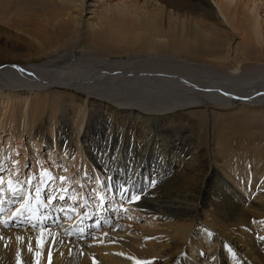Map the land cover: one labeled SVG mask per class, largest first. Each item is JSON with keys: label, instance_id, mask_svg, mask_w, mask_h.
<instances>
[{"label": "bare ground", "instance_id": "1", "mask_svg": "<svg viewBox=\"0 0 264 264\" xmlns=\"http://www.w3.org/2000/svg\"><path fill=\"white\" fill-rule=\"evenodd\" d=\"M139 1L86 17L83 0H0V205L14 202L0 215V264H264V23L248 13L255 0H213L241 38L233 55L203 0ZM28 203L53 218L13 224ZM67 205L98 230L83 221L80 239L64 221L54 225L55 208Z\"/></svg>", "mask_w": 264, "mask_h": 264}, {"label": "rangeland", "instance_id": "2", "mask_svg": "<svg viewBox=\"0 0 264 264\" xmlns=\"http://www.w3.org/2000/svg\"><path fill=\"white\" fill-rule=\"evenodd\" d=\"M73 2L74 1H76V0H72ZM139 0H83V2H84V8H86L87 9V11H83V13H82V15H84V14H87V16L86 17H91V13H90V11H95V14L96 15H101V14H106V11L107 12H115V10L116 11H118L119 9H120V11H126V9H128V10H130L132 7L131 6H133V5H135V4H137L138 5V3L141 5L142 4V2L141 1H139ZM149 2H151L152 3V1L151 0H148ZM228 1H230L232 4H234V0H228ZM206 4L207 6H209V7H211L215 12H216V18L217 19H215V20H213L214 22H213V25L212 26H214L212 29H216L217 30V33H218V35H220V36H222L224 39H226L227 40V42L229 43V44H227V45H225V46H222V48L223 49H225V50H227V51H229V54L230 55H233L232 53V49H234V46H239L240 45V41H241V38L239 37V36H237L233 31H232V29L225 23V20L223 19V17L220 15V13H219V9H218V6L215 4V2L213 1V0H203V4ZM244 3V2H243ZM257 5L258 7H257V9L254 7V5ZM255 4H253V6L250 8V10H249V14H251L253 17H254V20H256V21H260L261 20V22H263L264 23V0H255ZM28 6L30 5V7H35L36 8V5L34 4V3H32V4H30V3H28L27 4ZM125 5V6H124ZM143 5V4H142ZM242 7H243V5H242ZM203 8H206L207 9V7L206 6H204ZM49 8H44V10L43 11H46V10H48ZM112 9V10H111ZM39 11H40V9H39ZM132 11V10H131ZM41 12V11H40ZM134 13V12H133ZM198 16V15H197ZM85 17V18H86ZM96 17V16H95ZM198 17H200L199 19L197 18V20H202V21H200V22H202L203 23V21H204V23H207V22H205V18H204V20L201 18V16H198ZM93 19H94V16H93ZM89 20H92V19H89ZM18 22V21H17ZM16 22V23H17ZM19 24V23H18ZM223 24V25H222ZM211 25V24H210ZM19 26V25H18ZM219 27V28H218ZM18 28V29H17ZM17 28H15L14 30H17L18 31V33H22V35H25L26 36V38H27V36H31V37H33V34H32V30H34V29H32V26H30V25H26V26H24L23 25V27H21V26H19V27H17ZM21 28V29H20ZM23 28V29H22ZM25 29V30H24ZM27 29V30H26ZM24 30V31H23ZM28 30H30V31H28ZM28 39H31L30 37L28 38ZM34 44H35V41H32ZM228 48V49H227ZM231 121V120H230ZM118 161H121V158H118ZM215 161V160H214ZM216 163V165H218L221 161H218V159H216V161H215ZM144 164L145 165H152V163L150 162V159L149 158H146V160L144 161ZM211 165H213V164H211ZM216 165H215V168H216ZM218 168V167H217ZM219 173H220V175L222 176V177H224V175H223V173H222V171L219 169ZM120 177H121V179L123 180V181H125V180H128V178L126 177V175H125V173H124V171L122 170V167H120ZM123 183H125V182H123ZM139 184V183H138ZM69 186L70 187H72V184H70L69 183ZM137 187H138V185H137ZM205 188L206 189H209L210 188V180H207L206 181V186H205ZM33 191L31 190L30 192H29V194H31ZM46 196V194L44 195V197ZM47 201V199L46 198H44L43 199V202H46ZM76 204V203H75ZM81 205V204H80ZM76 207H77V205H75ZM93 210V209H92ZM116 212H118V210L116 211ZM119 212H120V210H119ZM112 214V213H111ZM128 214V216L130 215L129 214V212L128 213H126V212H122L121 213V216H126ZM102 218L104 219V220H106V219H109V221L112 219V217H108V216H103L102 215ZM123 220H125V217L123 218ZM143 223H145L144 222V219H142V220H135L134 221V224L136 225L135 227H134V229L133 230H130V233H137L136 232V230L135 229H139V228H141V227H145L144 225H143ZM105 225V222H101V224H100V228H103V227H105L104 226ZM99 228V229H100ZM106 228V227H105ZM98 230V229H97ZM97 230H94V229H92V231L91 232H89L90 234L92 233V232H94V231H97ZM129 235H131V234H129ZM201 236H203L202 234H201ZM92 237V235L89 237V239ZM48 244V245H47ZM49 247V243H47V242H43V245H41V251H40V253H39V256H45L46 255V252H47V248ZM200 257V256H199ZM149 263H151V262H149ZM183 264H185L184 263V261L182 262ZM182 263H178V264H182ZM203 263V262H202Z\"/></svg>", "mask_w": 264, "mask_h": 264}, {"label": "snow or ice", "instance_id": "3", "mask_svg": "<svg viewBox=\"0 0 264 264\" xmlns=\"http://www.w3.org/2000/svg\"><path fill=\"white\" fill-rule=\"evenodd\" d=\"M60 180L63 181L64 177H60ZM41 182L44 183V175L43 174L41 176ZM2 183H3V180L0 179V184H2ZM29 183H31V177H29ZM153 184H155V181H153ZM8 186H9V189L15 191V189L13 188V182L11 180L8 181ZM57 191H59V190H57ZM35 192H36V202H39L40 201V193H41L40 187H37L35 189ZM26 199H27V197H26ZM53 199H54V197L52 195H50L48 197V203H52ZM60 199H64V197L61 196ZM132 199L137 200V199H139V197L133 195ZM19 211H21V209H17V212H19ZM29 211H31L30 208H29ZM16 214L17 213H13V216H15ZM41 235H43V230L41 231ZM36 243H37V246H39L41 243V240L37 239ZM37 255H39V253H37ZM18 264H19V257H18ZM136 264H149V262H147V261H136Z\"/></svg>", "mask_w": 264, "mask_h": 264}]
</instances>
